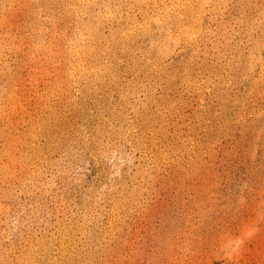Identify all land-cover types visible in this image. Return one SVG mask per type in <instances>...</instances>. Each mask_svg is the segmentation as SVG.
<instances>
[{
  "label": "rangeland",
  "instance_id": "obj_1",
  "mask_svg": "<svg viewBox=\"0 0 264 264\" xmlns=\"http://www.w3.org/2000/svg\"><path fill=\"white\" fill-rule=\"evenodd\" d=\"M45 23L63 54L36 74ZM4 43L19 79L0 90V264H264V0H0Z\"/></svg>",
  "mask_w": 264,
  "mask_h": 264
},
{
  "label": "bare ground",
  "instance_id": "obj_2",
  "mask_svg": "<svg viewBox=\"0 0 264 264\" xmlns=\"http://www.w3.org/2000/svg\"><path fill=\"white\" fill-rule=\"evenodd\" d=\"M34 3V2H33ZM43 11L40 10V17L43 15ZM45 15V14H44ZM60 18V17H59ZM87 19V18H84ZM160 19V18H159ZM158 18L151 21L148 24L149 32L151 33V36L153 37L154 40V35H158V40H160L157 43V48L161 49L162 52H165V54L169 55L172 53L170 51L171 47L180 39L174 38L177 34L172 32L171 28L172 25L169 21H167V18H164L163 21H160ZM199 23V22H198ZM63 26V25H62ZM173 29V28H172ZM174 30V29H173ZM15 31V30H14ZM192 33H196L195 30L192 31ZM193 34H190L188 36V39L194 38L192 37ZM51 37V29L47 23L44 25H38L37 29H35L32 32V44L30 47V52H29V58H28V64L30 65V72L32 73H40V74H48L50 68L52 67V64L55 62H58L59 59L61 58L63 52H62V47L60 46V41L61 39L65 36V33L61 31H55L52 34ZM187 38V37H186ZM87 39H93V33L92 30L88 26H84L81 18L75 23L73 27L72 34L70 38L68 39L67 44L69 45V49L72 52L73 56L76 58V60L81 56V51L85 48L90 47V45L87 44ZM171 40V41H170ZM182 40V39H181ZM197 40V39H196ZM191 41V40H190ZM82 43V44H81ZM191 43V42H189ZM193 43V42H192ZM196 43V42H195ZM80 44V45H79ZM182 44V43H181ZM180 47H183L181 46ZM194 44V43H193ZM209 44V43H208ZM28 47V46H27ZM214 47V46H213ZM219 47V46H218ZM191 48V46H190ZM172 50V49H171ZM176 49H174L175 51ZM192 50V49H191ZM211 50V49H210ZM17 48L13 45L4 43L0 45V90L7 88V89H13L14 86H17V81L18 77L17 74L15 73L14 69L10 68L9 64V58L16 53ZM135 51V50H134ZM170 51V52H169ZM173 51V50H172ZM69 53V52H68ZM214 53V52H213ZM168 55V56H169ZM174 55V54H173ZM162 56V55H161ZM167 57V56H166ZM165 57V59H166ZM171 57V56H170ZM75 60V61H76ZM78 62V61H77ZM159 63V62H158ZM77 63L75 62L74 66H76ZM73 77H74V73ZM52 84V83H51ZM53 85L60 86L59 82H54ZM19 90V88H18ZM141 91V90H140ZM17 92V91H16ZM118 92V91H117ZM143 92V91H142ZM141 92V93H142ZM18 93V92H17ZM136 94V93H135ZM18 95V94H17ZM147 95V94H146ZM3 96V95H2ZM1 96V97H2ZM13 95L10 94L8 95V100H12ZM48 98L42 99L43 102L47 101ZM145 100V99H144ZM144 102V101H143ZM108 103V102H107ZM19 109V108H18ZM35 120V119H34ZM2 124H4L3 129L0 132V139H3L5 141V145L3 149L5 148V153L4 154H10L13 148V141L14 137L12 134V131L9 129L11 128L9 126L10 120L8 116L5 114L2 117ZM25 126V125H24ZM37 128V127H36ZM134 130V129H133ZM2 149V150H3ZM73 152V151H72ZM73 155V154H72ZM47 160V159H46ZM50 159H48L49 162ZM53 161V160H52ZM60 161V160H59ZM4 162V161H3ZM2 163V161H1ZM5 163V162H4ZM45 163V162H44ZM55 165V164H54ZM37 166V165H36ZM62 166V165H61ZM45 167V166H44ZM130 167V166H129ZM13 168V167H12ZM48 168V167H47ZM46 168V169H47ZM13 170V169H12ZM39 170V169H38ZM144 171V170H143ZM43 172V171H42ZM51 172V171H50ZM10 173V172H9ZM44 173V172H43ZM26 174V173H25ZM6 175V174H5ZM20 175V174H19ZM45 175V174H44ZM48 175V174H47ZM8 177V176H7ZM19 177V176H18ZM12 178V177H11ZM39 178V177H38ZM44 178V177H43ZM116 178V177H115ZM8 179V178H7ZM27 179V178H26ZM14 180V179H13ZM39 180V179H37ZM54 180V179H53ZM15 181V180H14ZM20 182V181H19ZM16 182V183H19ZM22 182V181H21ZM56 182V181H55ZM23 183V182H22ZM13 184V183H11ZM26 184V183H25ZM18 185V184H16ZM23 185V184H22ZM36 185V184H34ZM20 187V185H18ZM12 187V186H10ZM18 187V188H19ZM113 187V186H112ZM22 188V187H21ZM32 188V187H31ZM3 190V189H2ZM12 190V189H11ZM19 190V189H18ZM111 191V190H110ZM129 191V190H128ZM39 192V190H38ZM37 192V193H38ZM8 193V192H6ZM41 193V192H40ZM1 194V193H0ZM16 194V193H15ZM54 194V193H53ZM9 195V194H8ZM109 195V194H108ZM116 196V195H115ZM4 197V196H3ZM2 197V198H3ZM49 197V196H48ZM27 198V197H26ZM47 198V197H46ZM44 199V198H43ZM47 200V199H46ZM39 201V200H38ZM28 202V201H27ZM32 204V203H31ZM121 205V204H120ZM4 207V205H3ZM35 207V206H34ZM70 207V206H69ZM60 208V207H59ZM72 208V207H71ZM70 208V209H71ZM233 209V208H232ZM60 210V209H59ZM67 210V209H66ZM49 211V210H47ZM73 211V210H72ZM56 213V212H55ZM54 213V214H55ZM74 213V212H73ZM82 214V213H81ZM90 214V213H89ZM46 215V214H45ZM44 215V216H45ZM60 215V214H59ZM71 215V213H70ZM69 215V217H70ZM88 216V215H87ZM52 217V216H51ZM63 217V214H62ZM76 217V216H75ZM74 217V218H75ZM78 217V216H77ZM81 217V215H80ZM79 217V218H80ZM91 217V216H90ZM49 219V218H48ZM64 219V218H63ZM66 220V219H65ZM226 220V219H225ZM49 221V220H48ZM61 221V220H60ZM67 221V220H66ZM106 221V220H105ZM64 222V221H63ZM74 224V223H73ZM45 225V224H44ZM61 225V223H60ZM48 226V225H47ZM13 227V226H12ZM56 227V225H55ZM47 229V228H46ZM41 231V230H40ZM43 231V230H42ZM54 231V230H53ZM80 231V230H79ZM108 231V230H107ZM110 231V230H109ZM214 231V230H213ZM62 232V231H61ZM87 232V231H86ZM32 232H30L31 234ZM42 234V233H41ZM28 235V234H27ZM37 235V234H36ZM55 236V234H54ZM74 236V235H73ZM72 235H70L68 232L64 233V242L66 246L63 248L65 252L70 257L78 255L76 252L75 248L73 247L75 244V238ZM32 237V235H31ZM53 237V236H52ZM246 237V236H245ZM29 238V237H28ZM35 238V236H34ZM33 238V239H34ZM87 238V237H86ZM90 238V237H89ZM36 239V238H35ZM53 239V238H52ZM85 239V238H84ZM92 239V238H91ZM82 240V239H81ZM243 240V239H242ZM94 241V240H93ZM237 241V240H236ZM241 241V240H240ZM24 242V241H23ZM238 242V241H237ZM94 243V242H93ZM235 243V242H234ZM49 244V243H48ZM57 244V243H56ZM238 244V243H237ZM2 245V244H1ZM22 245V244H21ZM81 245V244H80ZM24 246V245H23ZM85 246V245H84ZM38 247V246H37ZM53 247V246H52ZM55 247V246H54ZM58 247V246H57ZM91 247V246H90ZM13 248V247H12ZM85 248V247H84ZM19 249V248H18ZM27 249V247H26ZM56 249V248H54ZM59 249V248H58ZM88 249V248H87ZM20 250V249H19ZM18 250V251H19ZM31 250V249H30ZM17 251V250H16ZM39 251V250H38ZM37 251V252H38ZM52 251V250H50ZM54 254V253H53ZM58 254V253H57ZM56 254V255H57ZM37 255V254H36ZM52 255V254H51ZM55 255V256H56ZM85 255V254H84ZM40 256V255H38ZM42 256V255H41ZM65 256V255H64ZM88 256V255H87ZM29 257V256H27ZM26 258V257H25ZM60 258V257H59ZM87 258V257H86ZM92 258V257H91ZM14 260V259H13ZM59 260V259H58ZM82 260V259H81ZM86 260V259H85ZM89 260V259H88ZM12 261V260H11ZM31 262V261H30ZM93 262V261H92ZM46 263V262H45ZM60 263V262H59ZM18 264V263H17ZM64 264V263H63Z\"/></svg>",
  "mask_w": 264,
  "mask_h": 264
}]
</instances>
